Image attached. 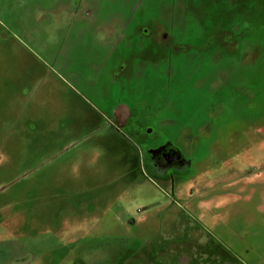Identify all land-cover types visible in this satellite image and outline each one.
<instances>
[{"label": "rangeland", "instance_id": "374dc122", "mask_svg": "<svg viewBox=\"0 0 264 264\" xmlns=\"http://www.w3.org/2000/svg\"><path fill=\"white\" fill-rule=\"evenodd\" d=\"M0 264H264V0H0Z\"/></svg>", "mask_w": 264, "mask_h": 264}, {"label": "flooded vegetation", "instance_id": "af4514ba", "mask_svg": "<svg viewBox=\"0 0 264 264\" xmlns=\"http://www.w3.org/2000/svg\"><path fill=\"white\" fill-rule=\"evenodd\" d=\"M151 31H154L153 29H151ZM146 32H148V30L146 31ZM145 32V33H146ZM150 32V31H149ZM221 33H223L222 31H220L218 34H216V35H218V44L220 45V47H221V51L220 52H218V55L221 53V52H223L222 51V48L226 51V52H229L227 49H226V43H224V40H222L223 39V36H222V34ZM149 34V33H148ZM149 36H150V38L151 37H154V38H157V33L156 32H152V34L150 33L149 34ZM164 37H165V35H164ZM226 42V41H225ZM149 49H147V51H148ZM166 160H169V161H173V160H176V158H169V157H167V159Z\"/></svg>", "mask_w": 264, "mask_h": 264}]
</instances>
